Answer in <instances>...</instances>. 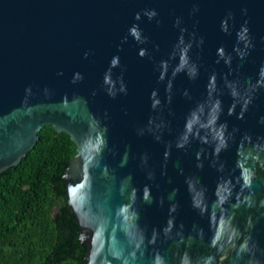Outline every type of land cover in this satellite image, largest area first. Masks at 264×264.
Listing matches in <instances>:
<instances>
[{
  "label": "water",
  "instance_id": "obj_1",
  "mask_svg": "<svg viewBox=\"0 0 264 264\" xmlns=\"http://www.w3.org/2000/svg\"><path fill=\"white\" fill-rule=\"evenodd\" d=\"M46 126L85 264H264V0H0V174Z\"/></svg>",
  "mask_w": 264,
  "mask_h": 264
},
{
  "label": "trees",
  "instance_id": "obj_2",
  "mask_svg": "<svg viewBox=\"0 0 264 264\" xmlns=\"http://www.w3.org/2000/svg\"><path fill=\"white\" fill-rule=\"evenodd\" d=\"M20 165L0 174V264H85L64 179L77 145L46 126Z\"/></svg>",
  "mask_w": 264,
  "mask_h": 264
}]
</instances>
